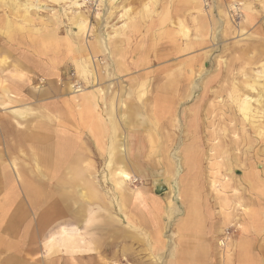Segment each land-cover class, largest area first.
I'll return each instance as SVG.
<instances>
[{
    "label": "rangeland",
    "instance_id": "374dc122",
    "mask_svg": "<svg viewBox=\"0 0 264 264\" xmlns=\"http://www.w3.org/2000/svg\"><path fill=\"white\" fill-rule=\"evenodd\" d=\"M80 1L82 2L84 0ZM90 1L93 10L91 13V22L93 26H95L96 34L102 39L104 46L106 48L108 46V50L100 51L97 54L99 56H96V58L92 56V59L90 57L92 59V64H94L93 71L95 75L90 77L89 82H87L83 74H80L79 69L76 67L75 60L66 55L67 51L63 55L55 58L54 55L58 51L57 47H53L42 38H38L36 41L30 39L40 34L33 31L32 24L18 25L17 23L20 24V22L16 20L15 22L17 23L0 31V35L2 36L8 34L16 37L17 40H19L18 46L21 50L7 51L8 47L3 45L0 46V58L6 57L7 61L5 67L0 68V98L4 96L1 83L3 82V85H10L12 72L18 71L25 75V81L20 83L22 86L19 89H12L15 95L14 101L9 102L7 98H4L5 100L0 102V151L2 150V157L6 165L12 164V159H15L18 168L28 167L36 161L33 150L26 145H24L26 148L20 147L17 143L19 141V135L29 132L31 127L37 124L36 121H38V123H49L51 128L53 127V130L56 125V129H58V126L69 129H73L72 127L77 128V131L81 134V149L85 154L91 157L94 162L95 174L93 178L97 184V188L105 199L112 200V204L110 203V214L109 211L107 212L103 208L98 210L96 214L98 217L96 225L107 226L106 223L104 224V216H110L109 227L108 229H95V231L90 232L94 243L92 246H88L94 249V253L93 251L91 253L88 251L73 252L75 259H71V255L73 254H71L69 249L65 248L67 252L63 248L61 253L55 254L52 253L53 249L48 252L42 240H40L38 244L30 246H25L23 244L24 241L20 240L15 248L5 252L0 258V262L5 263L4 261L9 259L10 262L14 260L16 263L27 262L26 264H108V262L110 263V259H112L116 262L115 264H127L125 257L128 258L130 255V258L135 259L145 257L146 264H148V262L155 263L157 261V264H169L171 261L169 258H171L172 254L176 256L177 252H181V255L185 256L187 254L186 256H188L189 253L198 251L199 255L206 259L196 264H206V262L208 264H264V222L259 219L261 222L260 227L256 228L253 232L250 226L251 222H249L250 219H248L249 217L244 216V208L232 213V211H234L232 209L234 206L230 207L231 209L225 206L224 199L222 198L224 196L223 193L219 194L217 190H214L216 187L220 188L219 185H221V182L227 181L229 177L236 179L238 184L241 182L244 184L245 181H252L255 179L253 174L248 172V170L249 167L257 161L262 164V168L264 167V145H252V147H254L253 150L258 149L262 153L259 156L261 158H258L259 160L252 158V153H247L248 145L244 141L240 142L238 146L231 145L228 142V144L225 143L220 150L215 152L214 150L211 151L212 144L220 139L219 137L216 138V132L222 138L226 133L235 136L234 132H232L233 123H230L227 118H225V121L223 119H217L222 116L220 110L221 106L224 104L232 105V98L230 95L231 87L228 86L227 80L223 78L221 80V76L217 77V68H219L217 63L219 60L222 62V71L226 69V64L234 65L231 57L238 56L239 58L241 56L239 50L232 52V56H230L228 52L223 53L215 49L223 46L229 47L230 45H235L237 42V45L244 47L246 43L253 39H257L254 36V32L259 27H262L261 22L264 20V14L263 17L249 26L248 29L240 33L238 26L244 20V15L242 14L244 7V4H242L243 2L239 0L235 1L240 11L234 12L232 9L229 11H227V8L223 9V13L227 14V16H225L223 13H219L220 9H217V0H204L205 13L208 15V18H206L208 23L207 31L204 36V40L208 41L207 44L188 55H183V53L174 55L172 57L173 59L170 57L171 60H157L154 58L151 63L146 65L147 67H130L126 70L125 67H123V69H113L110 55V35L116 33V30L120 28L126 20V18L122 17V8H117L119 11L115 10V13L110 16L108 1L104 3L102 8L98 6L99 1ZM123 1L125 0H118L119 5H121ZM42 2L45 3V8L41 9V12H38L39 17L48 21L50 20L52 23L64 21V24H61V31L59 29V33L61 32L60 34L64 35L66 33L65 29H70V24H66L67 15L63 11L62 5L59 6V4L47 0L46 2L45 0ZM257 4L259 7L256 8V11H259V8L264 5V0H259ZM132 5L131 3L130 6ZM225 5L227 6V4ZM160 9L159 7L157 12ZM53 12L60 15L61 19L52 16ZM98 12H100L101 16L97 15ZM193 12L194 15L188 17V20H185L183 25H178L174 28V36L178 37L180 40H184V42L191 37L194 38L199 30L201 32V28L205 22L198 19V12ZM2 14L3 10L1 8L0 16ZM230 19L237 27L230 36H224L223 31ZM147 20L148 18L144 19V21ZM150 21L151 20H148L146 24ZM157 23L160 24V21H157ZM98 24L101 27H98ZM165 25L171 26V19H167ZM163 28L165 27L154 25L152 29L149 30L146 26L143 34L148 35L150 38L154 33H160ZM76 31L77 29L74 28L69 33L72 35ZM184 31H188L190 34L185 35ZM93 35L94 34L91 33L88 40H94L93 38L95 35L94 37ZM151 40L152 39L149 41ZM166 41L170 42L169 39L163 42ZM174 47V45L157 47L154 55L162 51H168ZM150 48L151 47H149V49ZM214 50L215 52H213ZM23 52H26L25 55H23ZM137 56L138 55H135V53H132L131 57L128 56L126 58L125 62L130 63L134 61ZM185 58L194 60L196 65L192 80L183 83L189 85L190 91L191 84L194 85L195 88L196 83V89L192 90V95L189 97V90L186 92L183 91L186 98H182L178 102L175 101L172 107L168 104L167 106H163L158 100V96L161 95L159 91L160 86L164 82L160 78L167 74L166 72H162V69L170 62ZM205 59L208 63L204 69H202L200 65ZM59 62L61 65H59ZM235 63L238 64L239 60ZM263 65L264 59L259 63L251 65L250 68L255 73L261 70ZM99 73L101 78H99ZM100 89H102L101 93L98 92ZM204 89H209L210 93L209 100L203 111L204 117L202 115V118H204L206 122V131L203 130V127L201 133L202 137L200 138L201 148L198 150L190 148L185 149V145L194 140L192 139L194 136L191 134V129L188 127V124L192 118V116H190L191 112L194 113L196 111L194 107L199 104L198 98L202 95ZM90 92H93L95 97H99L98 112L102 113V111L107 108V111H104L102 114L105 119V122L102 120V124L106 127L107 125L105 124H109V131L106 134L103 133L102 136H94V134L90 133L89 128L82 122L84 121V117H87L82 113V108L77 106L83 102L82 95ZM102 94L105 95L106 102L110 101V115L108 112L109 106L101 99ZM22 111L26 112V118H22V116L19 115V112ZM46 115H51L53 117L51 121L46 119ZM97 119L98 117L92 118L91 122L95 124ZM4 124L6 128H8L10 133L9 136L5 134V131H7L6 128L2 130V126L5 127ZM238 124L236 129L237 137L242 139V132L240 131H242V127L246 126V124ZM151 133H153V136H151ZM253 136L255 135L253 134ZM117 141H119V143L120 141L123 142V146L121 147L123 155H126L125 158H127V163H131L128 167L130 170L132 169L134 171V174H136L135 178H137L133 184L126 185L127 189L130 190L125 192V194L129 196L131 193L140 192L142 195L146 196V201L143 202L146 207L141 205L137 206L136 200L131 201V206L138 208L135 215H139L142 219L144 227L143 232L146 233L148 231L150 233L149 236L148 233H146V238L139 237L137 242H132V240L122 237L123 235L121 233L122 229L128 233H134L136 229L131 228L127 223L115 201L117 191L113 179L111 178V172L115 169L117 162L114 161V159L111 162L112 155L110 151L114 147V144L115 146L120 145ZM163 148L165 150H163ZM240 150L242 151L240 152ZM161 151H163L164 154ZM229 151L231 153H229ZM218 152L220 153L219 155ZM211 153L217 154V157L215 154ZM192 156L196 159L190 161L189 158ZM243 156L246 158H243ZM226 157L228 158L226 159ZM29 160L31 162H29ZM212 162L215 163L213 164ZM243 162H245V164H243ZM215 165L218 168V165L224 167L218 169ZM9 170H12L11 167H9ZM215 175L218 176L215 177ZM192 176L196 177L201 191L200 200H197L195 205L198 207L197 211L192 210L195 202L190 193ZM247 176L249 179H245ZM156 179H162L164 182V188L160 192H157L154 185ZM151 193L157 196L153 195V197H155L154 199L159 198L160 200V204L156 207L158 209L157 213L152 212L153 207L157 204H151L153 203L149 200ZM62 199L63 198L60 197L52 198V200L59 202L55 207L64 208L63 206L66 202ZM97 202H100V200ZM74 207H77V205ZM111 208L113 213L111 212ZM30 213L32 224L35 225L37 222L35 210L32 211L31 209ZM34 214L36 216H34ZM116 215L121 218V221L117 219ZM153 216L158 217V223H156L163 231H161L160 234L163 243V247L161 248L160 246V258L154 257V249L152 248L156 240V235L150 232V229L147 230L146 228L148 226L154 227L153 224H150V217L153 219ZM68 219H70V216ZM188 219L191 220L189 224L195 226L194 228L197 230L196 233L186 227ZM71 223L75 224L74 222ZM79 227L82 229V233L86 232L85 229L83 230L81 224ZM115 228H118V230ZM136 235L138 234L136 233ZM89 237L91 236H87V239H89ZM241 241H244V245L246 244L245 250L240 246ZM201 245L202 247L198 249L195 248ZM154 246L159 248V245L157 246L155 244ZM59 254L63 255L64 259H61L59 262L52 261L47 263L50 259L59 256ZM242 254L247 261L242 260ZM230 257L233 259H230ZM191 262V260H188L182 264H192Z\"/></svg>",
    "mask_w": 264,
    "mask_h": 264
},
{
    "label": "bare ground",
    "instance_id": "6f19581e",
    "mask_svg": "<svg viewBox=\"0 0 264 264\" xmlns=\"http://www.w3.org/2000/svg\"><path fill=\"white\" fill-rule=\"evenodd\" d=\"M42 1L43 0H0V9L2 8L3 10V14L0 16V31L17 23L15 22L16 20L20 22V24L17 23L18 25L32 24L33 31L40 34L39 36H34V38L31 37L30 39H32V41H36L38 38H42L44 41L49 42V44H51L53 47H57L58 51L54 55L55 58L57 56L63 55L67 51L66 55L75 60L76 67L77 69H79L80 74H83L84 78H86L87 82H89L90 77L95 75L93 71L94 64H92L91 61L93 59L92 56L96 58V56H99L97 54L100 51L108 50V46L107 48L104 46V44L102 43V39L98 34H96L95 26H93L91 22V13L93 11L91 7V1L84 0L81 2L80 0H47L53 3H57L59 4V6L62 5L63 11L67 15L66 24H70V29H65L66 33L64 35H61V32L59 33V29L60 31L62 29L61 24L63 25L64 21L52 23V21L50 20L48 21L39 17L38 12H41L40 10L45 8V3ZM96 1H99L98 6H101V8L103 7L104 3L108 1V5L110 7V16L115 13V10H118L117 8H122V17L126 18L125 23L117 30L115 29L116 33L110 35V55L112 59L111 61L113 64V69H123V67H125L126 70H128L130 67H143L148 63H151L152 59L154 58H156L157 60H171L173 59L172 57L174 55L182 53L183 55H188L192 52H195L197 49H201L205 44L208 43V41L204 40L208 25L206 21L208 15L205 13L206 9L203 3L204 0H125L121 5H119L118 0ZM235 1L237 0H217V9H220L219 13H223V9L225 8H227V11L232 9L234 12H237L239 8ZM239 1L243 2L242 4H244L242 12V14L244 15V20L238 26L239 32L242 33L246 29H248L249 26L254 24L256 20L263 17L264 5L259 8V11H256V8L259 7L257 4L259 0ZM131 3L133 4L132 6H130ZM225 4H227V6ZM159 7L161 9L157 12ZM193 11L198 12V19L205 22L203 23L201 32L199 30L198 34L194 38L191 37L189 40H186L184 42V40H180L178 37L174 36V28L178 25H183L184 21L188 20V17L194 15ZM223 14L227 16L226 13ZM97 15H100V12H98ZM52 16L60 18V15L55 12H53ZM146 18H148V20H151L148 24H146L148 20L144 21V19ZM167 19H171V26L165 25ZM157 21H160V24H158ZM261 24L262 27H259L254 32V36L257 39H253L250 42L246 43L244 47L237 45V42L235 43V45H230L229 47L223 46L221 48L217 47V49H215L223 53L228 52L230 56H232V52L239 50L241 56L239 58L238 56L231 57L234 65L232 66L231 64H226V69L222 71V62L219 60L217 63L219 66V68H217V77L221 76V80L223 78L228 81V86L231 87L230 95L232 98V105L224 104L223 106H221L220 110L222 116L218 117L217 119H223L225 121V118H227L230 123H233L232 132H234L235 136H231L229 133H226L222 138L216 132V138L219 137L220 139L219 141L217 140L218 142H215L216 144H212L211 151L214 150L215 152L220 150V148H222L225 143L228 144V142L231 145L238 146L240 142L244 141L248 145L247 153H252L251 157L254 159L256 158V160H259L258 158H261L259 156L262 153L258 149H254V151V147H252V145H264V65L262 66L261 70L255 73L250 68L251 65L259 63L264 59V20L261 22ZM154 25H159L160 27L165 28L161 29V32L158 34L154 33L150 38L148 35L143 34L146 26L149 30H151ZM73 27L76 28L77 31L71 35L69 32L74 29ZM98 27L101 26L99 25ZM236 27L237 25H234L231 19L230 21L228 20L226 28L223 31V35L230 36ZM91 33L95 35V37L93 35L94 40H88V37L91 36ZM184 33L185 35L190 34L188 31H184ZM4 35L5 36L0 35V46L3 45L5 47H8L7 51H21L18 46L19 40H17L16 37L8 34ZM150 39L152 40L149 41ZM166 39H169L170 42H163ZM169 45H174L175 47L168 51H162L161 53L154 55L157 47ZM149 47L151 48L149 49ZM215 50L213 52H215ZM25 53L26 52H23V55H25ZM132 53L138 55L137 58L130 63L125 62L128 56L131 57ZM235 60H239V63H235ZM207 63L208 61L205 59L200 67L204 69ZM6 64V57L0 58V68H4ZM59 65H61L60 62ZM195 65L196 63L194 62V60L185 58L179 61L170 62L162 69V72H166L167 74L160 78L164 82L160 86L159 91L161 92V95L158 96V100L163 106H167L168 104L170 107H172L175 101L178 102L182 98H186V95L183 94V91L186 92L187 90H189L188 97L192 95L191 92L193 89H196V83L195 88L194 85L190 83V91L189 85L183 82H190L192 80ZM99 78H101L100 73ZM10 79V85H3V82L1 83L4 96L0 98V102L4 101V98H7L9 102L14 101L15 95L12 89H19L22 86V84L20 83H22V81H25V75L18 71H14L12 72ZM98 92L101 93L102 89H100ZM209 93V89H204L202 95L198 98L199 104L194 107L196 108V111L194 113L191 112L190 116H192V118L189 121L188 127L191 129V134L194 136L192 139L194 140L191 143L185 145V149L190 148L193 150H198L201 148V133L203 127V130H205L206 128V122L204 118H202V115L205 109V105L209 100ZM82 96L83 102L76 105L79 108H82V113L87 117L85 118L84 116H82L84 117V121H82L83 124H85L86 127L89 128L90 133L94 134V136H102L103 133H108L109 124H105L107 125V127L102 124V120H104L105 122L102 114L104 111H107V108H105L102 113L98 112L97 107L99 97H95L93 92L83 94ZM101 99L102 101H105V95L102 94ZM104 103L109 106L108 112L110 115V101H105ZM19 115L22 116V118H26L27 116L26 112L24 111L19 112ZM95 117H98V119L94 124L91 122V120ZM52 118L53 117L51 115H46V119L51 121ZM36 123L37 124L34 127H31V129L29 126V132H25L19 135V141L17 143L20 147L22 146L24 148V145H26L30 147L31 150H33L36 160L33 164L29 165L28 167L18 168L15 159H12V164L6 165L2 157V150L0 151V258L5 254L7 250H12V248H15L20 240L24 241L23 244L25 246L36 245L40 240H42L44 241L48 252L53 249L52 253L55 254L61 253L63 248L69 249L71 251V254H73V252L75 253L80 251H88L90 253L93 251L94 253V249L88 246H92L94 243L93 237L90 232L95 231V229H108L110 222V216H104V224L106 223L107 226L96 225L98 221V217L96 216V214L101 208H103L107 212L109 211L110 214V203L112 204V200L105 199L100 194V191L97 188V184L93 178L95 174L94 162L92 161L91 157H89L82 151L81 134L79 131H77V128L72 127L73 129H69L58 126V129H56V125L53 130V127L51 128L49 123H38V121H36ZM238 123L243 125L246 124V126L242 127V131H240L242 132V139H239V137H237L236 129L239 125ZM4 128H6V125L5 127L2 126V130ZM6 129L7 131H5V134L9 136L10 133L8 131V128ZM253 134L256 137L253 136ZM151 136H153V133H151ZM117 143H119V141H117ZM119 144L120 145L116 146L114 144V147L111 149V151L109 146V151L112 155L111 162L113 161V159L117 162L115 169L111 172V178L113 179L117 191L115 195V201L119 211L122 213L127 223L131 226V228L136 229V232L134 233H128L122 229V237L128 240L130 239L132 240V242H137L139 237L146 238V233H148V236L150 233L148 231L146 233L143 232L144 227L142 224V219L139 217V215H135V212L136 210H138V208L131 206V201L136 200V203L138 204L137 206L141 205L143 207H146L145 203H143L146 201V196L142 195L140 192L133 194L131 193L129 196L125 194V192H128V190H130L127 189L126 185L133 184L137 180V178H135L136 174H134V171L131 169L133 171L132 172L128 167V165H130L131 163L128 164L127 158H125L126 155H123V150L121 149V147L123 146V142L120 141ZM164 148L163 150L166 149ZM241 151L242 150H240V152ZM161 152L163 153V151ZM229 153L231 152L229 151ZM219 154L220 153L218 152V155ZM216 155L217 154H215V156ZM228 157H226V159ZM243 158L246 157L243 156ZM195 159L196 158L194 156L189 158L190 161H193ZM29 162L31 161L29 160ZM243 164H245V162H243ZM218 166L219 168L222 167L220 165ZM9 167H11V171L9 170ZM248 172H251L255 179H253L252 181H245L244 184L243 182L238 184V181L236 179H232L229 177L230 179L228 178L227 181L221 182V185H219L220 188L216 187V189L214 190H217L219 194L223 193L224 196L222 195V198L224 199L225 206H228L229 208L234 206L232 208L234 210L232 211V213L235 211L237 212V210H241V208H244V216L249 217V222H251V224H249L254 232L256 228L260 227L261 222L259 219L264 222V167L262 168V164L257 161L254 162L251 167H249ZM211 173L214 174L213 172ZM217 173L220 174L219 172ZM216 176L218 175H215V177ZM191 178L193 179L191 180L190 193L195 201L192 210L197 211L198 207L195 205L196 201L200 200L201 191L199 182H197L196 177L192 176ZM245 179H249L248 176ZM154 185L156 190L160 192L163 189L164 182L162 179H156L154 181ZM55 197L63 198L62 200L66 202V204L63 206L64 208L55 207V205L59 203L56 200H52V198ZM98 200H100V202H97ZM149 200L152 201L153 204H157L156 201H154V198L150 197ZM75 205H77V207H74ZM31 209L32 211L35 210V214L37 215L36 216L34 214V216L37 217V222L35 225L32 224L30 213ZM157 211L158 209L156 208V206H154L152 212L157 213ZM111 212L113 213L112 208ZM69 216L71 221L70 219H68ZM152 218L153 219H151L150 217V224L154 225L153 234L156 235V240L152 245V248L154 249V257L160 258V250L163 247V243L160 237L162 229H160L157 225L158 217L153 216ZM117 219L121 221V218L118 216ZM190 221L191 220L188 219V221L186 222L188 224L185 225L188 229L196 233L197 230L194 228V225L189 224ZM71 222H74L78 225H75ZM80 224L83 226V230L85 229L86 232L82 233L83 231L79 227ZM115 229L118 230V228ZM136 233L138 235H136ZM87 236L91 237L87 239ZM155 244L157 246L159 245V248H156L154 246ZM240 246L245 250L246 244L244 245V241H241ZM200 247H202V245L196 246L195 248L198 249ZM181 254V252H177L176 256L172 254L171 258H169L171 260L169 264H175L176 262L185 263L188 260H191L192 264H196L199 261H204L206 259L205 257L200 256L198 251L189 253L188 256H186L187 254L185 256ZM241 258L242 260L247 261L244 255L241 256ZM61 259H64V257L63 255L59 254V256L55 258H52L50 260L47 259L49 260L47 261V263L52 261L59 262ZM71 259H75L74 254L71 255ZM125 259L129 258L125 257ZM230 259L233 258L230 257ZM11 261L12 262H10V260L8 259L4 261L5 263L0 262V264L27 263H16L14 260ZM128 262L129 264H134L133 262ZM108 264L110 263L108 262Z\"/></svg>",
    "mask_w": 264,
    "mask_h": 264
},
{
    "label": "crops",
    "instance_id": "0c3cea01",
    "mask_svg": "<svg viewBox=\"0 0 264 264\" xmlns=\"http://www.w3.org/2000/svg\"><path fill=\"white\" fill-rule=\"evenodd\" d=\"M154 196H156L155 194H153ZM153 195H152V193H151V198H155V197H153ZM157 197V196H156ZM154 201H156V203H157V205H156V207L160 204L159 202H160V200H159V198H157V199H155ZM151 204H153V203H151ZM154 205V204H153ZM147 228V230L148 229H150V232H153V230H154V227H152V226H148V227H146ZM125 257V256H124ZM124 257H123V259H124ZM129 259H125L126 261H127V264H129V262L128 261H130V262H133L134 264H146V258L144 259V258H142V257H140V258H130V255H129V257H128ZM130 259H132V261L130 260ZM139 259V260H138ZM143 259V260H142ZM133 260H136V261H133ZM141 261V262H140ZM136 262V263H135ZM140 262V263H139ZM116 262L114 261V260H112V259H110V264H115ZM150 262H148V264H149ZM150 264H157L156 262L155 263H150ZM175 264H182V263H180V262H176ZM206 264H208L207 262H206Z\"/></svg>",
    "mask_w": 264,
    "mask_h": 264
},
{
    "label": "water",
    "instance_id": "95a60500",
    "mask_svg": "<svg viewBox=\"0 0 264 264\" xmlns=\"http://www.w3.org/2000/svg\"><path fill=\"white\" fill-rule=\"evenodd\" d=\"M163 188H164V186H163ZM162 191V190H161ZM158 192V191H157Z\"/></svg>",
    "mask_w": 264,
    "mask_h": 264
}]
</instances>
